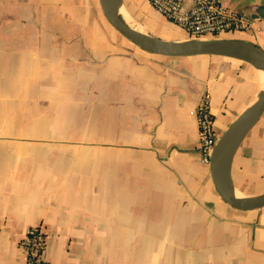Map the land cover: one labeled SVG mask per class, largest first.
<instances>
[{
    "label": "crops",
    "instance_id": "0c3cea01",
    "mask_svg": "<svg viewBox=\"0 0 264 264\" xmlns=\"http://www.w3.org/2000/svg\"><path fill=\"white\" fill-rule=\"evenodd\" d=\"M122 1L171 28L148 0ZM223 3L259 18L243 33L264 49V0ZM176 36L161 38H189ZM154 55L120 41L100 0H0V264H28L30 226L49 264H264V206L222 200L191 114L208 90L220 136L257 98L259 70ZM231 178L242 196L264 192V113Z\"/></svg>",
    "mask_w": 264,
    "mask_h": 264
},
{
    "label": "water",
    "instance_id": "95a60500",
    "mask_svg": "<svg viewBox=\"0 0 264 264\" xmlns=\"http://www.w3.org/2000/svg\"><path fill=\"white\" fill-rule=\"evenodd\" d=\"M103 15L109 24L139 50L156 55L186 57L219 55L245 61L264 69V49L254 42L237 38H188L182 40L155 37L132 29L117 12L122 0H100ZM264 17V5L255 6ZM264 113V84L257 98L249 104L220 135L210 158V172L216 192L224 202L238 210L264 206V192L238 196L231 178L235 154L242 141Z\"/></svg>",
    "mask_w": 264,
    "mask_h": 264
},
{
    "label": "built area",
    "instance_id": "2783aa9c",
    "mask_svg": "<svg viewBox=\"0 0 264 264\" xmlns=\"http://www.w3.org/2000/svg\"><path fill=\"white\" fill-rule=\"evenodd\" d=\"M150 5L167 20L184 29L189 38H218L227 31L260 32L259 18L229 8L223 0H148ZM199 128L201 161L210 164L218 134L211 109V93H201L196 107L191 111ZM47 234L42 226H30L20 239L28 264H49L43 258Z\"/></svg>",
    "mask_w": 264,
    "mask_h": 264
},
{
    "label": "rangeland",
    "instance_id": "374dc122",
    "mask_svg": "<svg viewBox=\"0 0 264 264\" xmlns=\"http://www.w3.org/2000/svg\"><path fill=\"white\" fill-rule=\"evenodd\" d=\"M149 21H150V23L158 25L159 28L158 29H153L152 27L148 26L146 22L143 23V21L142 22L141 21L140 22L137 21V23H139L148 34H150L152 36H155V37H177L176 36L177 33H179L181 31V29H182L180 26H178L177 24H175V23H173L171 21H169L170 25H168V27H171V28L168 29L159 18H156L154 16H150ZM112 30L115 32V34L118 36V38H120L121 42L123 40V42H125L127 44V46H129V48H136V50H137V47L135 45H133L129 41L127 42L126 39L119 32H117L113 27H112ZM182 30H184V29H182ZM187 35H188V33H187ZM251 36L252 37H248V35L243 33V31L235 30V31L222 32V33L219 34L218 37L219 38L227 37V38L244 39V40L251 41V42L253 41L254 43L259 44V42L257 41V37L254 36V35H251ZM186 37L185 38H181L180 40L188 39ZM154 56H159V55H154ZM167 58H169V57H167Z\"/></svg>",
    "mask_w": 264,
    "mask_h": 264
},
{
    "label": "bare ground",
    "instance_id": "6f19581e",
    "mask_svg": "<svg viewBox=\"0 0 264 264\" xmlns=\"http://www.w3.org/2000/svg\"><path fill=\"white\" fill-rule=\"evenodd\" d=\"M117 12L119 15H121V17L125 20V22L127 23V25H129L132 29L142 32V33H147L144 28L137 23L136 20H134L129 12H127V10L125 9V6L123 4H119L117 7ZM260 74H261V78H262V82L264 84V69L263 68H258ZM238 196H241L240 194L237 193Z\"/></svg>",
    "mask_w": 264,
    "mask_h": 264
}]
</instances>
